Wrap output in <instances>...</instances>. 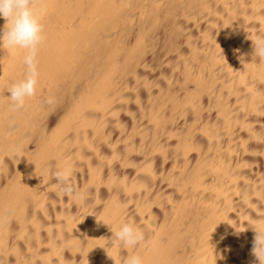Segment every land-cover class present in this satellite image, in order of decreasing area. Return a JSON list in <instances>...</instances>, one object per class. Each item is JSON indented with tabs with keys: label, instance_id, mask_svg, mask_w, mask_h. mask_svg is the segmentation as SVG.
<instances>
[{
	"label": "bare ground",
	"instance_id": "6f19581e",
	"mask_svg": "<svg viewBox=\"0 0 264 264\" xmlns=\"http://www.w3.org/2000/svg\"><path fill=\"white\" fill-rule=\"evenodd\" d=\"M33 2L45 41L19 111L25 52L0 46V264H258L264 0ZM125 222L147 247L109 244Z\"/></svg>",
	"mask_w": 264,
	"mask_h": 264
},
{
	"label": "clouds",
	"instance_id": "9594fccd",
	"mask_svg": "<svg viewBox=\"0 0 264 264\" xmlns=\"http://www.w3.org/2000/svg\"><path fill=\"white\" fill-rule=\"evenodd\" d=\"M46 14V8L37 6L33 0H0V18L6 20L3 29H0V46L9 49H22L24 74L22 79L11 83L7 88L8 99L11 102V110L19 111L25 108L26 99L36 95L39 82L38 52L45 41L44 25L42 18ZM253 52L256 57L264 61V37L253 41ZM46 103L52 104L48 98ZM51 176L59 185L60 191L67 197L76 193V188L71 181V173L67 169L51 171ZM13 213L8 209L5 219ZM105 224V223H104ZM113 236L109 241L111 246L120 248L144 246L150 241L145 232L131 223H122L118 230L112 231ZM224 236L221 237L223 240ZM251 255L258 264H264V231L255 229L252 242ZM124 264H144L139 255L127 256Z\"/></svg>",
	"mask_w": 264,
	"mask_h": 264
}]
</instances>
